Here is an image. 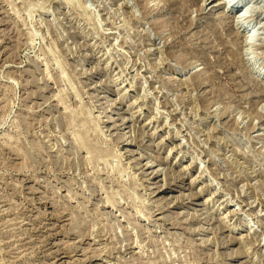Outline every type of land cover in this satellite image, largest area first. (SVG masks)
<instances>
[{"label":"rangeland","instance_id":"1","mask_svg":"<svg viewBox=\"0 0 264 264\" xmlns=\"http://www.w3.org/2000/svg\"><path fill=\"white\" fill-rule=\"evenodd\" d=\"M0 264H264V0H0Z\"/></svg>","mask_w":264,"mask_h":264},{"label":"bare ground","instance_id":"2","mask_svg":"<svg viewBox=\"0 0 264 264\" xmlns=\"http://www.w3.org/2000/svg\"><path fill=\"white\" fill-rule=\"evenodd\" d=\"M213 1H211V2H209V4L208 5H211V3H212ZM228 4H230L231 5V3L228 1L227 2ZM233 7V6H232ZM238 19V18H237ZM239 23V22H238ZM243 25V24H242ZM240 29L242 28V30H243V32L246 34V39H245V41H248L249 40V33H247V31H246V29L243 27V26H240L239 27ZM247 43V42H246ZM202 203L201 204H199L198 206H200V207H204L206 204V202L204 201H201Z\"/></svg>","mask_w":264,"mask_h":264}]
</instances>
